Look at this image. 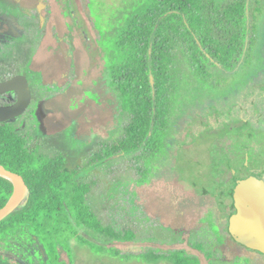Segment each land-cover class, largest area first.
Here are the masks:
<instances>
[{"label":"flooded vegetation","instance_id":"flooded-vegetation-1","mask_svg":"<svg viewBox=\"0 0 264 264\" xmlns=\"http://www.w3.org/2000/svg\"><path fill=\"white\" fill-rule=\"evenodd\" d=\"M249 5L252 40L242 56L235 61L226 56L225 63L212 57L208 85L193 78L195 85L181 87L168 150L152 160L141 182L156 179L162 186L148 191L143 217L130 219L133 244H144L140 252L170 256L178 251L190 264H264L263 251L230 231L238 186L250 177L264 181V0ZM89 22L79 0H0V84L25 76L30 94L26 109L0 124L18 134L37 131L45 142L70 143L77 156L94 148L87 159L91 166L121 154H132L137 162L138 152H110L130 115L111 75L112 54ZM23 82L19 79V90ZM19 90L0 93V107L14 105ZM201 147L206 160L198 156ZM30 148L39 152L38 145ZM135 168L139 172L138 164ZM108 224L118 227L119 221Z\"/></svg>","mask_w":264,"mask_h":264},{"label":"trees","instance_id":"trees-1","mask_svg":"<svg viewBox=\"0 0 264 264\" xmlns=\"http://www.w3.org/2000/svg\"><path fill=\"white\" fill-rule=\"evenodd\" d=\"M249 1L141 0L111 37L110 71L130 119L110 152H138L140 183L152 160L168 150L182 85H195L193 78L208 85L212 57L221 63L228 61L226 56L235 61L251 42ZM0 164L20 174L29 189L22 207L0 221V264H74L75 243L146 264L166 259L190 264L178 251L170 256L154 250L123 252L118 245L133 241L134 233L103 224L87 202L91 185L77 179V170L69 169L66 157L40 154L22 135L1 124ZM14 193L15 184L0 175V209Z\"/></svg>","mask_w":264,"mask_h":264},{"label":"rangeland","instance_id":"rangeland-1","mask_svg":"<svg viewBox=\"0 0 264 264\" xmlns=\"http://www.w3.org/2000/svg\"><path fill=\"white\" fill-rule=\"evenodd\" d=\"M139 1L141 0H79V3L83 13L85 12L90 19L89 25L96 31L103 46L105 45L107 50H111V37L107 35H114L118 33V30L120 31L124 25L126 14L134 10L135 6H140ZM48 60L49 62L55 61V57ZM53 68L58 69V65H54ZM125 123L127 122L125 121ZM66 127L67 125L64 124L60 131H65ZM19 133L26 138L29 148L38 145L39 152L49 157L63 153L70 169L79 168L77 179L90 183L92 187L87 197L89 204L104 224L112 223L114 219L118 220L119 225L115 227L119 230L132 228L130 223L132 216L143 217L148 191L151 188L156 190L162 186L161 180L156 179H154V184L139 182L141 175L135 168L138 163L132 154H121L113 161L91 166L88 165L87 159L90 151L92 152L94 148L85 155L77 156L79 151L73 149L70 143H58L54 138L45 142L42 134L37 131L25 130ZM51 133L56 134L57 132L53 130ZM63 139L65 140L66 137ZM197 152L202 159H207L203 147L198 148ZM191 153L194 154L193 151ZM181 164L183 165V162ZM141 245H144L142 241H138L137 245L131 241L121 243L118 247L123 252L137 253L142 250ZM74 252V264H146L136 257L126 260L113 257L110 254L96 253L89 245L82 243H75ZM23 263L29 264L25 261Z\"/></svg>","mask_w":264,"mask_h":264},{"label":"water","instance_id":"water-1","mask_svg":"<svg viewBox=\"0 0 264 264\" xmlns=\"http://www.w3.org/2000/svg\"><path fill=\"white\" fill-rule=\"evenodd\" d=\"M19 79L23 80L22 89H18ZM19 90V100L11 106L0 107V123L16 118L27 107L30 94L25 76L14 78L0 84V93ZM0 175L15 184V193L8 203L0 209V221L22 207L29 194L24 178L0 164ZM19 188H17V183ZM237 213L230 219V231L234 237L248 246L264 252V181L250 177L237 188Z\"/></svg>","mask_w":264,"mask_h":264},{"label":"bare ground","instance_id":"bare-ground-1","mask_svg":"<svg viewBox=\"0 0 264 264\" xmlns=\"http://www.w3.org/2000/svg\"><path fill=\"white\" fill-rule=\"evenodd\" d=\"M17 183V182H16ZM17 188H19V184L17 183Z\"/></svg>","mask_w":264,"mask_h":264}]
</instances>
